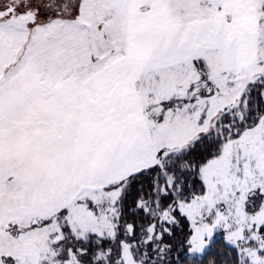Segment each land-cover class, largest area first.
I'll return each mask as SVG.
<instances>
[{
    "label": "snow or ice",
    "instance_id": "snow-or-ice-1",
    "mask_svg": "<svg viewBox=\"0 0 264 264\" xmlns=\"http://www.w3.org/2000/svg\"><path fill=\"white\" fill-rule=\"evenodd\" d=\"M0 264H264V0H0Z\"/></svg>",
    "mask_w": 264,
    "mask_h": 264
}]
</instances>
